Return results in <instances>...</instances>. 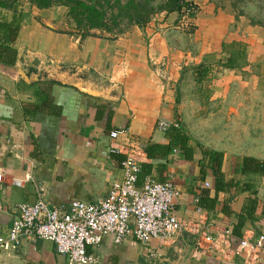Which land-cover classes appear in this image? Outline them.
I'll use <instances>...</instances> for the list:
<instances>
[{
  "label": "crops",
  "instance_id": "0c3cea01",
  "mask_svg": "<svg viewBox=\"0 0 264 264\" xmlns=\"http://www.w3.org/2000/svg\"><path fill=\"white\" fill-rule=\"evenodd\" d=\"M193 1L200 10L188 20L193 33L164 14L116 38L84 40L75 30H55L43 21L46 31H40L37 20L23 19L16 66L0 64L2 233L19 217L20 204L37 202L36 185L46 186L49 204L61 214L73 201L107 199L113 183L123 179L124 157L111 151V133L123 130L137 147L139 185L147 178L174 185L180 193L177 217L204 228L219 243L178 234L166 243L128 239L116 244L108 236L90 253L101 264H151L157 258L177 260L180 252L193 248L189 264H245L235 253L240 240L264 238V177L243 172L245 158L264 161V28L251 26L245 17L236 19L229 5L217 9L211 0ZM40 37L54 48L62 40L68 48L55 56L40 48ZM232 56L237 60L229 68ZM41 58L107 88L120 87V101L56 83H25L17 66L37 72ZM199 67L208 71L202 82L197 81ZM188 77L193 84H187ZM197 84L201 94L191 89ZM191 103V118L204 120L206 133L190 125ZM160 122L179 128L164 131ZM205 151L223 154L222 172L230 185L226 191L216 193ZM28 175L32 181H26ZM203 191L209 200L216 198L213 211L200 207ZM226 205L232 215L224 211ZM240 216L245 218L241 227ZM224 231L232 233L230 245ZM0 264H68V258L52 242L26 238L20 247L1 251Z\"/></svg>",
  "mask_w": 264,
  "mask_h": 264
},
{
  "label": "built area",
  "instance_id": "2783aa9c",
  "mask_svg": "<svg viewBox=\"0 0 264 264\" xmlns=\"http://www.w3.org/2000/svg\"><path fill=\"white\" fill-rule=\"evenodd\" d=\"M188 20L185 19L179 27L187 30L191 26ZM158 127L166 131L171 127L179 128V125L160 122ZM121 138H125L123 144ZM111 139L112 153L124 157L123 179L113 183L107 199L97 204L73 201L68 211L61 214L49 204L46 186L36 185L37 202L20 204L19 217L12 227L7 233L0 231V252L8 247H20L26 238H36L52 242L57 252L68 258V264H101L89 249L99 246L108 236H112L116 244L128 239L142 244L153 239L166 243L178 234L204 239L212 246L219 243L207 236L204 228L177 217L175 202L180 193L174 185L150 178L139 185L141 166L137 147L126 131H113ZM26 181H32V177L28 175ZM223 235L230 245L231 231H224ZM263 252V237L255 242L241 239L235 250L245 264H262Z\"/></svg>",
  "mask_w": 264,
  "mask_h": 264
},
{
  "label": "trees",
  "instance_id": "16d2710c",
  "mask_svg": "<svg viewBox=\"0 0 264 264\" xmlns=\"http://www.w3.org/2000/svg\"><path fill=\"white\" fill-rule=\"evenodd\" d=\"M29 3L38 10H50L55 7L67 9L68 18L74 22L76 31L84 40L93 37L94 32H101L116 38L124 35L132 27H147L156 17L166 15L176 18L174 24L180 26L185 19H195L199 7L193 0H0V64L13 68L18 61L16 42L22 29V4ZM217 9L230 6L236 19L245 17L253 27L264 28V0H211ZM2 12H8V16ZM195 27L190 26L188 32L193 33ZM235 46V45H234ZM237 55L241 58L244 51L240 48ZM237 58L232 56L226 65L231 68ZM197 81L205 80L208 71L197 68ZM204 157L209 159V169L216 180V193L226 191L230 185L225 182L222 172L223 154L205 151ZM243 172L264 177V161L253 158L243 160ZM199 205L208 211L216 207V198L208 199L209 192L203 191ZM224 211L232 215L233 211L226 205ZM240 224L245 218L240 216Z\"/></svg>",
  "mask_w": 264,
  "mask_h": 264
},
{
  "label": "water",
  "instance_id": "95a60500",
  "mask_svg": "<svg viewBox=\"0 0 264 264\" xmlns=\"http://www.w3.org/2000/svg\"><path fill=\"white\" fill-rule=\"evenodd\" d=\"M52 28L58 30L57 27ZM93 35L99 38L112 37L101 32H94ZM39 61H41V67L35 68L37 72L35 71L33 73H27V71H24L22 68L17 66L19 76L25 83H56L76 89L80 93L90 97L114 103H118L122 97V89L120 87L113 86L111 88H107L101 84V82L85 77L78 70L73 71L65 69L56 63L49 64L44 60V58H41ZM192 254L193 248L180 252L177 260L157 258L151 264H189Z\"/></svg>",
  "mask_w": 264,
  "mask_h": 264
},
{
  "label": "rangeland",
  "instance_id": "374dc122",
  "mask_svg": "<svg viewBox=\"0 0 264 264\" xmlns=\"http://www.w3.org/2000/svg\"><path fill=\"white\" fill-rule=\"evenodd\" d=\"M157 1L158 2H164L166 0H157ZM21 11L23 14V19H25L27 21V23L28 22L30 23L33 20H37L39 22L40 31L45 30L42 26L43 21H48L49 23H53L54 27H57L58 30H63L64 32L71 31V30L76 31L75 24L73 21H71V19L68 18V15H67L68 11L64 7H55L53 9L43 10L41 12V11L37 10L36 8L32 7L29 3L25 2L24 4H22ZM2 14L6 15V16L9 15L8 12H2ZM41 14H44V15H41ZM51 34H53V33H51ZM20 38H21V36H20ZM22 38H24V31H22ZM40 41L42 44V46H40V48H44L45 50L51 52L54 55L56 54L55 56H59L61 53L66 52V50L68 48V46H66V44L62 40L58 41L59 43L57 44L58 45L57 48H54L53 45L50 46V44H48L47 42L44 41L43 37H40ZM188 78L186 79L187 84L188 83L193 84L194 81H192L191 78H189V80H188ZM198 85L199 84H197L195 88L191 87V89H194V92H197V90H198V93L201 94L203 92V89H199ZM188 88L190 89V87H188ZM187 112L189 114L188 116H190V119H189L190 125L192 127L199 128L201 133H206V131H205L206 122L202 119H196L194 117L191 118L192 103L190 104L189 110Z\"/></svg>",
  "mask_w": 264,
  "mask_h": 264
}]
</instances>
